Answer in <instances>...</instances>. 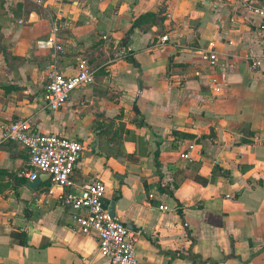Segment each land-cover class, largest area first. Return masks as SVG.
Segmentation results:
<instances>
[{
    "label": "crops",
    "instance_id": "1",
    "mask_svg": "<svg viewBox=\"0 0 264 264\" xmlns=\"http://www.w3.org/2000/svg\"><path fill=\"white\" fill-rule=\"evenodd\" d=\"M42 1L0 0V119L78 138L84 150L65 191L104 181L108 207L136 227L145 264H244L264 249V19L247 9L255 0ZM53 19L69 24L58 35L62 72H77L79 54L95 70L57 111L45 99L50 51L37 46ZM210 43L213 69L199 53ZM190 144L187 163L180 153ZM29 161L20 144L0 148V264H109L97 233H82L60 198L35 202L52 183L40 173L30 186L20 176ZM247 264H264V250Z\"/></svg>",
    "mask_w": 264,
    "mask_h": 264
},
{
    "label": "built area",
    "instance_id": "2",
    "mask_svg": "<svg viewBox=\"0 0 264 264\" xmlns=\"http://www.w3.org/2000/svg\"><path fill=\"white\" fill-rule=\"evenodd\" d=\"M35 1L40 5L43 4L42 0ZM247 9L264 19V0L250 2ZM168 17H171V14ZM67 26L68 23L53 19L49 35L37 41L39 48L50 51V60L44 68V73L47 81L45 99L52 111L62 108L76 88L95 82V70L82 54L76 57V73L67 75L60 69L59 58L65 47L59 42L58 35ZM168 40L169 35L162 37V42ZM199 53L201 59L211 69L217 65L219 55L214 43L200 49ZM131 54L130 47L120 51V56L123 58H128ZM213 83H218L217 78H213ZM254 139L260 141L262 138L260 135H255ZM9 142L20 144L30 155L29 168L21 172L20 176H25L31 181L37 180L40 173L50 176L52 184L47 191L35 198L37 204L48 206L53 198H60L62 204L70 209L72 220L82 233H97L99 252L109 259V264H145L136 254L137 234L133 233L125 223L112 217L109 212L105 199L107 187L104 181L95 179L84 186L81 194L65 191L74 185L73 173L84 150L83 143L78 138L55 133H38L33 129L30 119L21 118L14 121L0 119V148ZM194 149V144L188 145L181 151L180 157L187 163L192 162ZM154 197V194H150V199ZM157 208L169 210V206L165 204H160Z\"/></svg>",
    "mask_w": 264,
    "mask_h": 264
},
{
    "label": "water",
    "instance_id": "3",
    "mask_svg": "<svg viewBox=\"0 0 264 264\" xmlns=\"http://www.w3.org/2000/svg\"><path fill=\"white\" fill-rule=\"evenodd\" d=\"M39 183V180H35V181H30L29 185L32 187H35L37 184ZM109 212L111 214L112 217H115V202H111L109 205ZM128 228L130 230H136V227L133 223H130L128 225ZM264 249H260L258 252H256L251 258H249L247 261H245L244 264H247L249 261H251L255 256H257L259 253H261Z\"/></svg>",
    "mask_w": 264,
    "mask_h": 264
}]
</instances>
